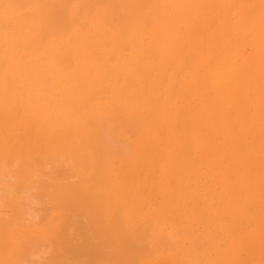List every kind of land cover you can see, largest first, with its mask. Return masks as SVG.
Instances as JSON below:
<instances>
[{
  "label": "bare ground",
  "instance_id": "1",
  "mask_svg": "<svg viewBox=\"0 0 264 264\" xmlns=\"http://www.w3.org/2000/svg\"><path fill=\"white\" fill-rule=\"evenodd\" d=\"M239 2L233 15L231 7ZM116 6L121 7L118 14ZM213 22L215 30L205 45L202 33L194 34L204 28L205 35ZM53 23L62 32L51 31ZM115 105L125 115L151 119L155 129L149 132L150 144L143 134L128 167L108 154L121 150L127 158L132 146L103 132L106 112ZM19 113L23 118L15 124ZM0 121V264H56L65 248L79 264H133L134 255L139 263L141 252L148 253L150 247L142 251L147 240L142 235L150 227L145 222L152 220L169 224L171 231L154 225L150 238L157 257L146 264H180L167 244L171 240L179 245V232L189 234L194 223L203 225L205 216L215 218L228 235L225 252L218 251L210 227V235L203 237L207 247H215L214 263L222 258L219 254L227 257V264H238L240 254L255 257L264 251V222L251 233H241L248 230L247 223L252 226V217L264 215V0H0ZM99 121L102 132L93 127ZM24 125L29 129L21 143L32 141L34 149L13 138ZM3 129L11 136L6 138ZM35 154L40 158L33 159ZM152 155L161 158V166L153 158L156 166L148 172L162 168L156 187L163 209L143 213L141 205L150 195L145 196L144 186L133 187L130 174L140 159L150 161ZM196 159L201 169H196ZM141 164L144 172L147 166ZM172 175L176 181L170 180ZM167 181H175L172 193ZM150 183L145 187L154 190ZM127 191L134 192L133 204L128 202L131 194L126 199ZM70 218H76L75 226L79 223L75 228ZM241 221L247 229L239 233L242 228L236 223ZM65 223L71 231L67 226L62 230ZM140 224L146 226L143 234L135 230ZM73 231L71 238L86 240L71 244L75 238L66 233ZM63 234L69 242L63 241L62 250ZM183 238L191 244L194 239ZM53 243L60 251L49 258L57 246Z\"/></svg>",
  "mask_w": 264,
  "mask_h": 264
},
{
  "label": "rangeland",
  "instance_id": "2",
  "mask_svg": "<svg viewBox=\"0 0 264 264\" xmlns=\"http://www.w3.org/2000/svg\"><path fill=\"white\" fill-rule=\"evenodd\" d=\"M71 4H72V3H71ZM240 4H241V2H239V3L237 4V6H232V7H231V10H232V14H233V15L237 14V10H238L237 8L240 6ZM112 5H113V4H112ZM112 5H111V8L115 7V5H114L113 7H112ZM109 7H110V6H109ZM118 7H119V6H116V8H114V10H115V11L119 10V12H121V11H120V10H121V7H120V9H119ZM116 9H117V10H116ZM114 10H113V11H114ZM218 12H219V14L223 13L222 11H218ZM115 13H116V12H115ZM117 14H118V11H117ZM208 14H210V13H208ZM208 14H207L206 17H207V18L211 17V15L208 17ZM205 20H206V19H205ZM53 24L55 25V23H53ZM212 24H213V26H212L211 31H207V32L205 33V35H203V33H204V31H205L204 28L201 29L200 32H198L199 30H198V31L196 30L197 32L194 34L195 36H197V35H198V36H201L200 34L202 33V36H201V37L203 38V42H205V45H206L207 42L210 40V35H211V33L215 30L216 22H215V25H214V22H213ZM54 27H55V29L52 28L51 31H53V30L56 31V28H57V29H59V32H62L61 30L63 29V27H61V26H59V25H55ZM57 31H58V30H57ZM196 34H197V35H196ZM206 37H207V39H206ZM188 52H189V50L186 51V53H188ZM163 87H164V86H163ZM163 90H164V88L162 89V91H163ZM174 98H175V97H174ZM174 102H175V100H173V103H174ZM115 106H116V105H115ZM119 109H120V110H119ZM20 111H21V110H20ZM117 111H118V112H117ZM21 112H22V111H21ZM121 112H122V113H121ZM117 113H118V114H117ZM106 114H108V116H109V117H108V116L105 117V120L108 119L109 121H108V120L104 121V123H105L104 125H106V126L104 127L103 132L105 131L106 136H107V134H108V137H113V139H114L115 141H117V142L121 141L120 143H123V144H125V145H126V144H127V145H131V146H132V147H131L130 155H129L127 158H124V156H126V155L123 154V151H121V150H116V149H114V148H113L114 150H111V153L109 152L108 155L111 156V157H110L111 160H113V161H118L117 164H119V165L121 164V165H123V166L126 165L125 167H128L127 165H128L130 162H133V158L135 157L136 150H137V148H139V146H140V145H138V144H139V141L141 140L143 134L148 135V136H146V137H147V138H150L149 140H147L146 138H145V139L143 138L144 141H145V143L147 142L146 144H150V143H148V141H149V142H152V138H151L152 135H151L150 133H151L152 131L155 132V129H153V128H152V125L150 124L152 120H151V119H148V118H147L146 120H144V117H142V114H138V113H137V114L135 113V114H132V115H127V114L125 115L124 112H123V110H122V108H121V106H116V107L112 108V111H107ZM109 114H110V115H109ZM119 114H120V115H119ZM121 114H122V115H121ZM118 115H119V117H118ZM9 116H10V115H8V118H9L10 121H8V124H9V125L11 124L10 126H12V127H13L15 124H17L19 121H21V120H20L21 118H23V114L20 115V113H19V117H18L19 119L17 118L16 123L13 124L15 121L13 120V118H11V117H9ZM115 118H116V119H115ZM132 118H133V120H132ZM11 119H12L14 122H13ZM89 119H91V118H89ZM89 119L86 120V123L89 121ZM102 120H103V119H102ZM114 120H115V121H114ZM92 121H93V120H92ZM92 121H91V123H94V122H92ZM113 121H114V123H113ZM0 122H1V121H0ZM100 122H101V121H99L98 124H96V126L94 125L93 127H94L95 130H97V129H101L100 132H102V128H103L104 125L101 126L102 123H103V121H102L101 125H100ZM149 122H150V123H149ZM88 123H89V122H88ZM88 123H87V124H88ZM95 123H96V122H95ZM1 124H2V123H1ZM111 124H112V125H111ZM27 125H28V124H27ZM89 125H90V123L88 124V126H89ZM0 126H1V125H0ZM99 126H101V127L99 128ZM116 126H117V128H116ZM27 127H28V126L24 125V126H20V129H19V126H18L17 131H19V132H18V133L16 132V133H14V134L10 133L7 129H3L2 132H4V136H5L6 138H8L9 134H10V136H11V134H12V135H13V138H14V136H15L16 139H17V138H20V139H18V143H21V141H22V139H21L22 136L25 137V135H22V134H24V133L26 132V129H29V128H27ZM147 127H148V128H147ZM96 128H97V129H96ZM90 129H91V126H90L88 132L91 131ZM113 129H114V130H113ZM152 129H153V130H152ZM24 131H25V132H24ZM150 131H151V132H150ZM100 132H99V133H100ZM149 132H150V133H149ZM20 133H21V134H20ZM124 133H126V134H124ZM18 134H19V137H18ZM100 134H101V133H100ZM136 134H137V135H136ZM149 134H150L151 136H150ZM7 135H8V136H7ZM26 135H27V132H26ZM102 135H103V134H101L100 137H101ZM103 136H104V135H103ZM115 137H116V138H115ZM128 137H129V138H128ZM26 138H27V136H26ZM34 138H35V137H34ZM101 138H103V137H101ZM120 138H121V139H120ZM117 139H118L119 141H118ZM29 140H30V139H29ZM31 140H33V137H32ZM27 141H28V140H23V143H21V144L25 145V144L27 143ZM123 141H124V142H123ZM133 141H134V144H132ZM135 141H136V142H135ZM31 142H32V141H31ZM31 142H30L28 145L26 144V146L29 147V145H30V147H31ZM126 142H128V143H126ZM13 143H15V142H13ZM32 143H33V142H32ZM45 143H46V142H45ZM143 143H144V142H143ZM145 143H144V144H145ZM42 144H43V143H42ZM146 144H145V145H146ZM42 147H43V146H42ZM133 147H134V148H133ZM31 148L34 149L33 147H31ZM43 148H44V147H43ZM29 149H30V148H27L28 151H29ZM32 149H31V150H32ZM41 149H42V148H41ZM45 149H46V148H45ZM51 149L53 150L54 148H51ZM27 150H26V151H27ZM47 151H48V150H46V153H43V154H44L43 156H46ZM55 151H56V149H55ZM42 152H45V151H40V154H41ZM56 152H57V151H56ZM26 153H29L28 155L31 156V154H30L31 152H26ZM26 153H25V154H26ZM32 153H33V151H32ZM37 153H38V152H37ZM37 153H36V154H37ZM50 153H51V152H50ZM54 153H55V152H53L52 154H48V155L50 156V155H53ZM33 154H34V153H33ZM36 154H35V155H36ZM40 154H39L38 156H40ZM115 155H116V156H115ZM132 155H133V156H132ZM26 156H27V155H26ZM38 156H37V155H36L35 157L33 156V159H35V158L37 159ZM156 156H157V155H152L151 158H150V161H146V160L143 159V161H144V162H143L141 159L139 160L140 162L137 163V164H138V169H137V171H138L139 174H140V172H141V175H142V176L139 175V174L137 175V173H136L137 171L134 172V169H136L137 166H135V168L132 169V170L130 169V170L132 171V173H134V175L130 174V175H131V176H130V182L136 184L135 186L133 185V187L136 188V187H138V186L141 185V188H142V186H144V190H143V189H141V190H143V192L145 191V193H144L145 196H146V194H147V196L150 195V197H151V195H152V199L154 200V201H153V202H154L153 204H155V205H154V207L151 206V208H150V205H151L150 202H152V199L148 196V198L150 199V200H149L150 202L148 203V201H147L148 198H146V201L141 205V210H142L143 213H148V212H150V211H153V212H155V213H156V212L158 213V212H160V211L163 209V197L160 195V193L158 194V192H160V189H159L160 186H159V185H161V182H162V180H161V179H162V173H161V172H162V168L160 167L161 170H158V169H159L158 167H157V168H154V170L156 169V170L160 171V172H158V171L156 172V173L159 175V178H157L158 175L155 174V171H154V170H153L154 173H153L152 170H151L152 172H148V170H149L148 168H151V169H152L153 167L156 166V165L154 166V162H153V161H155L157 158H159L158 161H155V163L158 164V162H161V160H160V159H161L160 156H159V157H158V156L156 157ZM31 157H32V156H31ZM114 157H115V158H114ZM155 157H156V159L153 160V158H155ZM28 158H29V157H28ZM39 158H40V157H38V159H39ZM120 158H121V161H120ZM122 158H123V159H122ZM29 159L32 160V158H29ZM125 159H127V160H125ZM147 159H148V158H147ZM131 160H132V161H131ZM159 160H160V161H159ZM196 160H197V159H196ZM129 161H130V162H129ZM141 161H142V162H141ZM197 161H198V160H197ZM126 162H127V163H126ZM152 162H153V166H152ZM122 163H123V164H122ZM141 163H143V165H146V166H147V168L144 167L145 169L142 167V169L145 170L144 172L139 170V169L141 168V165H142ZM137 164H136V165H137ZM140 164H141V165H140ZM149 164H151V165H149ZM160 164H161V163H159L158 166H159ZM199 164H200V162L198 161V162H197V165H196V169H198V168L201 169V168H202V166L199 165ZM129 165L132 166L131 164H129ZM139 166H140V167H139ZM148 166H150V167H148ZM160 166H161V165H160ZM173 170H174V169H173ZM175 171H176V170H175ZM142 172H143V173H142ZM151 173H152L156 178H155L153 175H151ZM147 174H149V175H147ZM170 174H172V173H170ZM170 174H169V175H170ZM135 176H136L135 179H137V180L134 179L135 181H133V177H135ZM138 176H141V177H142V180H139V178H137ZM143 176H144V177H143ZM160 176H161V177H160ZM141 177H140V179H141ZM146 177H147V178H146ZM148 177H149L150 179H149ZM152 177H154V179H156L157 181L155 180V182H151V181H152ZM170 177H171V176H170ZM172 177H174V175H172ZM172 177H171L170 180H175V177H174V178H172ZM145 178H146V179H145ZM147 179H149V182H146ZM154 179H153V181H154ZM167 179H169V177H167ZM167 179H166V180H167ZM138 180H139V182H140L139 184H138V182H137ZM144 180H145V181H144ZM175 181H176V180H175ZM175 181H173V184H172V185L170 184V183H172V181H171L170 183H169V181H167V182H168V185H169V184L171 185V186L168 187V188H169L168 191H170L171 187H174L173 185H175V184H174ZM150 182H151V183H154V184H153V187L155 186L154 190L151 189V188H152V187H151L152 185H147L148 187H145L146 184H148V183H150ZM158 182H159V183H158ZM151 183H150V184H151ZM155 183H156V185H155ZM144 184H145V185H144ZM156 186H159V187H156ZM133 187H132V189H134ZM146 188H147V189H146ZM155 189H156V190H155ZM173 189H174V188H172V191H173ZM130 190H131V189H129L128 191H130ZM151 190H153V191H151ZM128 191H127V193H128ZM150 191H151V193H150ZM252 191H253V189H252ZM130 192H132V191H130ZM130 192H129L128 194L126 193V199H127V201H128V195L131 194ZM153 192H155V193L153 194ZM170 192H171V191H170ZM170 192H169V193H170ZM171 193H172V192H171ZM156 194L160 195V197H158V195H157L156 198H155V195H156ZM260 194H261V195H264V190H262ZM133 195H134V192H133V194L130 195L131 198H130V197H129V198H130L131 200L134 198V202H136L137 200L135 199V197H133ZM147 196H146V197H147ZM169 196H170V194L168 195V198H170V199H172V198L175 199V197H171V196L169 197ZM172 196H173V195H172ZM159 199H160V200H159ZM44 201H45V200H43V202H44ZM156 201L159 202V204H160V206H158L157 208H156V204H158V203H157ZM128 202H130V204H133V203H131V202H133V200H132V201H128ZM146 202H147V203H146ZM168 202L170 203V200H168ZM44 203H46V202H44ZM145 203H146L147 205H144ZM171 203L173 204V207H175L176 204H177V201L175 202V206H174V203H173V202H171ZM46 204H47V203H46ZM46 204H45V205H46ZM128 204H129V203H128ZM149 204H150V205H149ZM159 204H158V205H159ZM43 205H44V204H43ZM43 205L41 204V207H42ZM45 205H44V206H45ZM135 205L139 206V205H140V202L138 201ZM47 206H48V205H47ZM144 206H146V207H145V210H146L145 212H144V210H143ZM169 206H171V204H169ZM48 208H50V206H48L47 209H48ZM154 208H156V209H154ZM193 208H194L193 206H190V208H189L188 210L191 212V210H192ZM44 209H46V207H45ZM44 209H43V210H44ZM148 209H149V210H148ZM153 209H154V210H153ZM40 211H42V209H41ZM42 212H43V211H42ZM45 212H46V210H45L43 213L45 214ZM40 214H41V212H40ZM40 214H39V215H40ZM68 214H69V213H68ZM68 214H67V215H68ZM117 214H118V213H117ZM45 215H46V214H45ZM118 215H119L120 220H121V222H119V223H121V224L123 225V223H122V217H121L120 214H118ZM253 215H254V214H253ZM255 215L257 216V214H255ZM40 216H42V215H40ZM43 216H44V215H43ZM70 216H71V215H70ZM75 216L77 217V214H76ZM75 216H74V217H75ZM258 216H259V218L262 216V220H259V221H258V220H257ZM258 216H257V218H255V217H252V215H250L249 213L246 215L247 218L252 217V218L250 219L249 222L254 221L253 224H252V226H253V225H254V226H253V228H251V229H250V227H252V226L249 227V225H251L252 222H251V223H247V225L249 224L248 226L246 225V222H245V223L242 222V221H241L240 223L237 222L236 224H237V225L239 224V230H240V228H242V226H243L242 224H244V226L246 225L247 228H248V230L250 229L249 231H248V230L245 231V229H247V228H244V229L242 228L240 231L238 230L239 233H240L241 231H243V230H244L245 232H241V233H251L252 231H254L255 228H256V226H257V224H258L259 222H264V217H263L264 215L262 214V215H258ZM45 217H46V216H45ZM66 217H67V216H66ZM71 217H73V215H72ZM79 217L82 218L80 215H79ZM116 217H117V215H116ZM116 217H114V221H115V219H117ZM77 218H78V217H77ZM80 218H78V220H79ZM253 218L256 219L257 221H255ZM42 219H43V221H44L45 218H42V217H41V220H42ZM73 219H74V218H73ZM73 219L70 218V220H69V221H70V222H69V225L71 224L70 226H72V224H73L74 228L80 223V221H81V222L83 221V220H79V223H78V221H76L78 224L75 226V221H74V220H76V218H75L74 220H73ZM118 219H119V218H118ZM149 219H150V221L152 220L151 218H149ZM149 219H148V220H149ZM210 219H211V220L213 219V220L210 221V220H209V216H208V217L205 216L203 225H199V224L194 223V224H193L192 231H190L189 234H187V233L184 234L185 232H183V231L179 232V233H182V234H178V237H177L176 239L181 240V241H182V242H181L182 244L180 243L179 245H176L175 243H173V242L170 240V242H171L172 244H171V243H170V244L168 243V244H169V245H168V244L166 243V244H167V247H166V248H169V250H170V248L173 247V248H174V251L171 249L172 252H173V253L175 254V256L178 258V260L180 259V261H181L183 264H184V263H185V264H196V263H197V264H222V263H223V264H227V263H228L227 257H226L225 255H222V254H219V255H220L222 258L225 256L224 259H223V262H222V258H221L219 261H217L216 263H214L213 259L217 257V255L214 253V252H215V249H214L215 247H214L212 244H211V248H209L210 246L207 247V243L205 244V241H204V239H203L204 236H208V235H210V233H209V227H210V228L212 229V231L214 230V233H215V234H214V235H215V236H214V243H215V245L218 244V242H219V244L216 246V247H218V251H220V252H221V251H222V252H225L226 249H228V245H229L228 242H227V240H228V239H227V238H228L227 236H228V235H226V236L224 235V234H227V233H225V231H223L222 228H220V226L218 225V221H217L215 218L212 217V218H210ZM252 219H253V220H252ZM148 220H146V221H148ZM241 220H242V219H241ZM246 220H247V219H246ZM43 221H42V222H43ZM117 221H118V220H117ZM247 221H248V220H247ZM44 222H45V223H41V221H40V223L42 224L41 226H45V225L47 224L46 221H44ZM67 222H68V221H67ZM151 222H153V223H151ZM151 222H145V223H146L145 225H147V224L149 225V223H150V227H149V226L147 227V229L149 230V232H148V231L146 232V234L148 233V235H142L143 237H144V236H145V237L147 236V240H146V242L144 241V242H145V246H142L144 249H143L142 247H141V248H142V251H143V250L145 251V250H146L145 247L150 246V247H148V250H146V251H148V253L143 251V252H144L143 254L145 255V259H144V255H143L142 252H141L140 256L142 255L143 257H141V259H140L139 261L137 260L139 263L136 262V259H137L138 255L131 256L130 258H132V257L134 258V260H133V264H136V263H137V264H143V263L146 264V263L149 262V260H150V262H152V260H154V259L157 257V253H156V251H155L154 248H151L153 242L151 241L152 239H151L150 237L154 234V232H155L156 230H159L160 228H162V229L165 228V229H164V230H165V233H168V232L171 231V230H169V229H171V228H170V225L167 224V223H165V225H164V222H163V221H160V220H159L158 222H159L160 224L157 222V220H152ZM161 222H162L163 224H162ZM82 223H83V222H82ZM117 223H118V222H117ZM211 223H212V224H211ZM215 223H216V224H215ZM114 224H115V222H114ZM240 224H241V225H240ZM69 225H66V223H65L64 226L62 225V226H61V227H62V230H63V227L67 226V227H68V230H67V231H71V229L73 228V226H72V228H70ZM80 225H82V224L80 223ZM115 225H116V224H115ZM115 225H114V228H115ZM140 225H141V224H140ZM140 225H139V226L137 225V227H135V230H138V229H139L138 232H140L141 230L145 232L144 229L146 228V226H145V225L143 226V224H142L141 226H140ZM154 225L157 226V227H156L157 229L154 228V227H155ZM168 225H169V226H168ZM216 225H217V226H216ZM83 226H84V225H83ZM244 226H243V227H244ZM246 226H245V227H246ZM67 227H65V228H67ZM140 227H142L143 229H142V228L140 229ZM152 227H153V228H152ZM158 227H159V228H158ZM216 227H217V228H216ZM69 228H70V229H69ZM78 228L80 229L79 226H78ZM117 228H118V226H117ZM136 228H138V229H136ZM199 228H200L201 230H200ZM60 229H61V228H60ZM79 229H76V231H78ZM115 229H116V228H115ZM121 229H122V227H121ZM121 229H119V230H121ZM153 229H154V230L156 229V230L153 231ZM197 229H199L200 231L197 230ZM218 229H219V231H218ZM73 230H75V229H73ZM81 230H82V229H80L79 232H81ZM83 230H85V229L83 228ZM124 230H125V229H124ZM135 230H134L133 232H131V233L134 234V233L136 232ZM151 230H152V231H151ZM167 230H168V232H167ZM196 230H197V231H196ZM60 231H61V230H60ZM65 231H66V230H65ZM116 231H117V230H116ZM122 231H123V229L121 230V233H122ZM193 231H194V232H193ZM73 232H74L75 234H72V232H67L66 234H67V235L69 234V237H70V233H71V235H74V236H75V235H76V232H75V231H73ZM87 232H88V231H87ZM87 232H86V230H85V233H87ZM119 232H120V231H119ZM119 232H118V234H119ZM151 232H152L153 234H151ZM216 232H220V233H216ZM59 233H61V232H59ZM140 233H142V232H140ZM61 234H62V233H61ZM66 234H63V235H66ZM82 234H83V231H82ZM87 234H88V233H87ZM135 234H136V233H135ZM135 234H134V235H135ZM142 234H143V233H142ZM183 234H184V235H183ZM190 234H191V235H190ZM192 234H193V236H192ZM216 234H218L219 237H218V235L216 236ZM222 234H223V235H222ZM59 235H60V234H59ZM67 235L65 236V238H67V239H65V238L63 237V239H62V241H61L62 244H63V241H68V242H69V239H68L69 237H67ZM77 235H78V234H77ZM80 235H81V234H80ZM89 235H90V234H89ZM131 235H132V234H131ZM131 235H130V237H131ZM137 235H139V234H136V236H137ZM150 235H151V236H150ZM198 235H199V236H198ZM74 236H73L72 238L70 237L71 239L75 238V239H73V240L70 241L71 244H73L72 242L75 241L73 245H77V242H78V241H79V243H81V241H82L81 239H83V238L85 239V238H86V237H82V238H78V239H77V237H78L79 235L76 236V237H74ZM85 236L88 237V235H86V234H85ZM121 236H122V235H121ZM121 236H120V237H121ZM124 236H125V235H124ZM128 236H129V235L127 234L126 239L129 238ZM183 236L194 237V239L192 240V241H193L192 244L189 243L187 240H185V242H184V238H183ZM139 237H140V235H139ZM222 237H223V238H222ZM58 238H59V237H58ZM58 238H57V240H58ZM88 238L93 239V238L90 237V236H89ZM141 238H142V237H141ZM216 238H217V239H216ZM224 238H225V239H224ZM91 239H90V240H91ZM196 239H199V240H196ZM76 240H78V241L76 242ZM80 240H81V241H80ZM85 240H86V239H85ZM143 240H144V239H143ZM215 240H217V241H215ZM140 241H142V240H140ZM148 241H150V242H148ZM220 241H221V242L223 241V242L220 243ZM58 242H59V241H58ZM58 242H55V243H58ZM83 242H84V241H83ZM83 242H82V243H83ZM147 242H148V244H147ZM183 242H184V244H183ZM186 242H187V244H186ZM216 242H217V243H216ZM224 242H225V244L222 245ZM65 243H66V242H65ZM79 243H78V244H79ZM82 243H81V244H82ZM193 243H194V248H192V247H193ZM226 243H227V244H226ZM71 244L68 243V245H67V244H66V245H67V247H69V245H71ZM81 244H80V245H81ZM139 244H140V246H141L143 243L141 244V242H140ZM149 244H150V245H149ZM166 244H165V245H166ZM53 245H55V244L53 243ZM56 245H57V244H56ZM56 245H55V246H56ZM58 245H59V244H58ZM58 245H57L56 248H55L56 250L53 249V248H50L51 245L49 246V248H50L51 250H52V249L54 250V251H53L54 254H53V252H52L53 255L50 254L51 252L49 253V254L51 255L49 258H51V257H53L54 255H56L55 253L57 252V249H59ZM60 245H61V244H60ZM80 245H79V246H80ZM147 245H148V246H147ZM184 245H185L186 247H185ZM219 245H220V247H221V246H223V247L220 248ZM170 246H171V247H170ZM174 246H175V247H174ZM178 246H179V247H178ZM182 246H184V247H182ZM71 247H72V246H71ZM75 247H76V246H75ZM206 247H207V248H206ZM63 248H65L64 244H63V247H61L60 249L63 250ZM175 248H176V249H175ZM186 248H187V249H186ZM202 248H203V250H201ZM60 249H59L58 251H60ZM68 249H69V248H65V250H63V252H62V254H61V255H62L61 257H60V254H59V253H61V252H58L57 255H58L59 258H61L62 260L60 261V260L58 259V261L56 262V264H58V263H59V264H62V263H63V264H69V262H70L71 260H72L73 264H75V263H76V264H79V263H77V262H79L80 259L75 258V255H73V257H74V259H73V257L70 255V253H69L70 251H69ZM73 249H74L73 247L70 248V250H73ZM182 249L185 250V252H184ZM47 250H49V249H47ZM47 250H46V248H45V251H47ZM62 250H61V251H62ZM66 250H67V252H65ZM108 250H110V249H108ZM190 250H191V254H190ZM195 250H198L197 253H196ZM263 250H264V249H263ZM43 251H44V250H43ZM150 251H153V252L155 253V254H154V253L152 252L154 255L150 253L151 256L153 255L151 258H150V254H149ZM192 251H193V252H192ZM194 251H195V252H194ZM205 251H206V254H205ZM207 251H208V252H207ZM48 252H49V251H48ZM64 252L67 253V254H69L71 257H70L69 255L65 254ZM107 252H108V251H107ZM110 252H111V251H110ZM110 252H109V253H110ZM44 253H45V252H44ZM71 253H72V251H71ZM146 253H147V255H146ZM177 253H178V254H177ZM184 253H185V254H184ZM46 254H48V253H46ZM49 254L46 255V256H49ZM212 254H213V255H212ZM244 254H246V258H245V255H244ZM188 255H189V256H188ZM205 255H206V256H205ZM248 255H249V253H246V252L240 254V259H241L240 262H241V263L239 262L238 264H247V262L250 263V264H264V259H263V258H264V257H263V256H264V251H263L262 253H260V251H259V253L256 254L257 258H256V256H255V257H252L251 255H249V256H248ZM43 256H45V255H43ZM63 256H64V257H63ZM66 256H67L69 259H68ZM140 256H139V257H140ZM186 256H187V257H186ZM193 256H194L195 258H194ZM220 256H218V257H220ZM241 256H242L245 260L242 259ZM247 256H248V258H247ZM148 257H149L150 259H147ZM64 258H65V260H64ZM71 258H72V259H71ZM85 259H86V258H85ZM85 259H82V260H85ZM146 259H147V260H146ZM183 259H185V262H184ZM190 259H191V260H190ZM249 259H251V261H250ZM67 260H70V261L67 262ZM141 260H142V261H141ZM196 260H197V261H196ZM204 260H205V261H204ZM242 260H243V261H242ZM246 260H247V261H246ZM63 261H64V262H63ZM65 261H66V262H65ZM75 261H76V262H75ZM144 261H146V262H144ZM180 261H179V263L182 264ZM191 261H192L193 263H192ZM194 261H195L196 263H194ZM220 261H221L222 263H221ZM244 261H245L246 263H245ZM255 261H256V263H255ZM60 262H62V263H60ZM134 262H136V263H134ZM198 262H199V263H198ZM209 262H210V263H209ZM225 262H226V263H225ZM86 263H88V261H87ZM70 264H71V262H70ZM81 264H83V262H82ZM84 264H85V263H84ZM88 264H89V263H88ZM103 264H106V263H103Z\"/></svg>",
  "mask_w": 264,
  "mask_h": 264
}]
</instances>
